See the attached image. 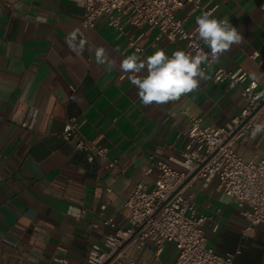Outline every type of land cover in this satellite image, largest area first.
<instances>
[{
    "label": "crops",
    "instance_id": "crops-1",
    "mask_svg": "<svg viewBox=\"0 0 264 264\" xmlns=\"http://www.w3.org/2000/svg\"><path fill=\"white\" fill-rule=\"evenodd\" d=\"M203 5L215 6L212 16L228 19L244 42L205 68L211 79L199 90L162 106H146L131 81L121 77L119 63L132 54L152 55L157 28L147 31L144 50L137 51L129 40L140 28L126 23L121 33L106 15L88 27L85 5L77 0H0V264H59L53 255L84 264L91 243L114 231L103 217L126 227V201L134 185L144 181L153 186L158 175L154 160L182 153L191 117H200L203 126H218L241 111L245 100L239 86L216 81L217 68H243L264 84V0H203ZM176 12L193 29L205 11L186 3ZM73 32L77 43L86 41L81 55L66 43ZM185 44L182 39L159 43L169 56ZM98 47L115 62L111 70L96 62ZM255 51L257 58L252 57ZM71 119L78 132L65 139L62 132ZM24 120L32 126L24 127ZM79 137L107 147L116 166L101 158L89 161L90 150L76 146ZM235 149L247 161L260 159L264 133L239 139ZM189 189L198 212L209 216L208 244L220 253L240 250L234 264H264V222L245 234L247 220L236 199L216 181L205 188L197 180ZM70 207L79 215H70ZM149 247H131L123 259H143ZM172 250L177 252L174 245Z\"/></svg>",
    "mask_w": 264,
    "mask_h": 264
},
{
    "label": "built area",
    "instance_id": "built-area-1",
    "mask_svg": "<svg viewBox=\"0 0 264 264\" xmlns=\"http://www.w3.org/2000/svg\"><path fill=\"white\" fill-rule=\"evenodd\" d=\"M85 5L83 23L93 27L100 15H106L110 24L124 33V25L130 23L141 29L131 35L129 45L143 51V38L152 28L158 29L153 45L161 49L163 39L186 42L180 50L192 52L199 49L210 53L198 39L195 28L185 27L177 10L186 3L194 10L203 9L212 13L215 6L205 7L203 0H77ZM11 5V3H9ZM259 52L252 53L253 58ZM211 60V57H210ZM207 67V65H203ZM123 74L121 77L123 78ZM229 80L237 85L245 100L241 111L218 126L201 125L200 117H191L183 133L188 137L180 155L170 154L167 159L154 160L158 175L153 186L139 181L129 195L126 205L130 209L129 224L121 227L114 217H103L102 223L114 229L103 238L91 243L84 264H142L137 256H128L129 263L123 260L131 247L141 249L152 245L155 261L145 264H166L163 253L168 243H172L177 254L172 264H234L235 252L220 253L208 244L206 221L209 216L199 213L195 205V193L189 188L197 180L205 188L214 181L225 194L236 199L240 213L247 220L245 234L255 231L264 222V155L260 159L245 160L235 149L239 139L247 138L257 123H264V84L251 78L243 68L227 70L218 67L215 80ZM24 127L32 123L24 120ZM77 122L70 120L68 129L62 132L65 139L77 135ZM182 133H178L180 137ZM76 146L89 149V161L96 158L107 160L108 166H116V160L108 158V148L79 137ZM152 168L148 169L150 172ZM107 205L103 203L101 209ZM99 226V222H94ZM219 224L214 226L217 230ZM52 260L68 264L66 256L53 255Z\"/></svg>",
    "mask_w": 264,
    "mask_h": 264
},
{
    "label": "clouds",
    "instance_id": "clouds-1",
    "mask_svg": "<svg viewBox=\"0 0 264 264\" xmlns=\"http://www.w3.org/2000/svg\"><path fill=\"white\" fill-rule=\"evenodd\" d=\"M195 32L203 45L210 49V53L199 49L193 55L192 52L177 49L169 56L164 49H157L146 59L132 54L121 60L120 71L137 89V95L144 105L162 106L199 90L202 82L211 79L202 65L210 67L219 61L221 55L245 40L241 31L228 19H217L210 12H204L196 19ZM77 34L71 33L66 43L70 51L81 55L86 41L80 40L77 43ZM95 54L96 62L106 64L107 70L116 66L114 61L109 60L103 47L96 48ZM262 133L264 123H257L252 128L251 138L255 139ZM68 213L78 216L79 209L70 207Z\"/></svg>",
    "mask_w": 264,
    "mask_h": 264
},
{
    "label": "rangeland",
    "instance_id": "rangeland-1",
    "mask_svg": "<svg viewBox=\"0 0 264 264\" xmlns=\"http://www.w3.org/2000/svg\"><path fill=\"white\" fill-rule=\"evenodd\" d=\"M172 243H168L166 246V249L163 253V259L167 262V264H171L173 262V260L176 257L177 252L172 250ZM170 256V258H169ZM137 258H139L137 256ZM126 263H129V257L123 259ZM155 261V256L153 255V248H148L147 250H145L144 254H143V259L141 261L142 264L145 263H153Z\"/></svg>",
    "mask_w": 264,
    "mask_h": 264
}]
</instances>
